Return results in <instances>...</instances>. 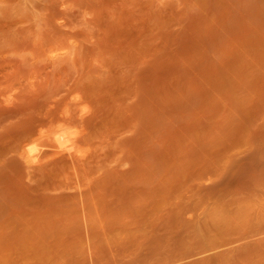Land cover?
Listing matches in <instances>:
<instances>
[{"label":"rangeland","instance_id":"rangeland-1","mask_svg":"<svg viewBox=\"0 0 264 264\" xmlns=\"http://www.w3.org/2000/svg\"><path fill=\"white\" fill-rule=\"evenodd\" d=\"M0 264H264V0H0Z\"/></svg>","mask_w":264,"mask_h":264},{"label":"bare ground","instance_id":"bare-ground-1","mask_svg":"<svg viewBox=\"0 0 264 264\" xmlns=\"http://www.w3.org/2000/svg\"><path fill=\"white\" fill-rule=\"evenodd\" d=\"M62 128H64V127H62ZM60 129V130H55V132L54 133H52L53 135H52V138L53 139H51V140H53V141H55L54 142V146H52V148H55V150H56V152H57V154H59V153H64V151L63 150H65L66 149V151L65 152H67V149L68 150H70L71 149V147L70 146H68V144L70 145V143H69V141H71L70 140V138L68 137V133H67V130H65V129ZM50 145V144H49ZM48 145V146H49ZM56 145V146H55ZM25 146V145H24ZM51 146V145H50ZM72 147H73V145H72ZM24 149H26V151L24 150L23 151V153L22 154H24L23 155V157H25L24 159H25V161L26 162H28V164L27 165H29V164H31V163H36V158H38L37 156H38V152H39V150L35 147V145H33V144H29V143H27L26 144V148L25 147H23ZM49 148V147H48ZM49 149H51V148H49ZM62 151H61V150ZM52 150V149H51ZM59 151H61V152H59ZM59 152V153H58ZM69 152V151H68ZM52 153V152H51ZM55 153V152H54ZM70 153L71 152H69V155H70ZM40 155V154H39ZM39 160V159H38ZM35 161V162H34ZM29 167V166H28Z\"/></svg>","mask_w":264,"mask_h":264}]
</instances>
